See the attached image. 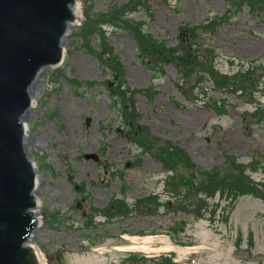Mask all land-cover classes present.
<instances>
[{
	"label": "rangeland",
	"instance_id": "1",
	"mask_svg": "<svg viewBox=\"0 0 264 264\" xmlns=\"http://www.w3.org/2000/svg\"><path fill=\"white\" fill-rule=\"evenodd\" d=\"M129 1L80 0L81 17ZM227 8L224 0H146V9L128 16L144 32L175 46L181 28L207 23ZM260 13L252 16L245 6L201 42L215 54L220 71L264 65ZM84 21L68 36L64 64L38 80L35 109L26 115L28 146L44 162L37 186L41 225L33 244L46 264H170L167 258L178 254L182 258L175 264H264V200L218 195L210 201L211 213L199 221L188 210L175 213L168 207V174L137 140V131L147 127L152 137L179 144L208 170L224 165L228 155L242 163L258 159L247 173L264 181L262 119H252L251 131L243 120L258 106L264 111V80L257 105L234 95L227 98V113L218 115L204 105L202 95L195 103L185 100L173 66L148 71L131 33L111 25L100 26L106 37L98 30L77 33ZM118 63L124 68L119 83L105 67ZM205 88L218 100L224 96L214 93L209 82ZM142 89L146 94L138 92ZM86 154L100 161L87 160ZM230 171L228 166L222 170ZM74 181L81 191L74 189ZM113 199L120 201L121 213H101ZM172 246L175 251L166 252Z\"/></svg>",
	"mask_w": 264,
	"mask_h": 264
},
{
	"label": "water",
	"instance_id": "2",
	"mask_svg": "<svg viewBox=\"0 0 264 264\" xmlns=\"http://www.w3.org/2000/svg\"><path fill=\"white\" fill-rule=\"evenodd\" d=\"M73 3L0 0V264H40L29 246L38 222L31 212L35 171L25 150L23 117L38 73L62 60L65 37L74 21ZM74 13L79 21L76 7ZM38 79L39 75L34 85ZM31 97L33 112V88ZM27 139L28 133L26 143ZM27 147L33 155L32 146ZM35 195L39 203L37 189Z\"/></svg>",
	"mask_w": 264,
	"mask_h": 264
},
{
	"label": "trees",
	"instance_id": "3",
	"mask_svg": "<svg viewBox=\"0 0 264 264\" xmlns=\"http://www.w3.org/2000/svg\"><path fill=\"white\" fill-rule=\"evenodd\" d=\"M249 3H251V0H247ZM255 3L258 4H262L264 5V0H252ZM253 8V7H252ZM225 18H223L222 20H224ZM122 22H124L126 25H128V29L134 34V37L136 38V41L138 42L139 47L142 48L143 51H148L151 50L153 53L159 55V57L162 59V61H171L174 62V64L178 67L179 71L181 73L186 72L188 70V67L186 65V60L183 58L182 56V51L180 49H167L164 45L159 44L158 42L154 43L152 42V40H150V36H147L145 34L142 33V31L138 28H136L133 24H130L131 22L129 20H122ZM153 49L155 51H153ZM212 71H214V69L212 68ZM243 79L241 80H237V78H233V79H228L226 80L227 82L231 81L233 82L232 84L229 85L230 88H235L238 87L241 83H245V84H249L252 83L253 79H248L246 75H242ZM185 78V77H184ZM240 82V83H238ZM217 83V82H216ZM173 156V155H172ZM214 174L213 172H208V173H204L203 177L206 180L205 185H210L214 182H216L217 180L214 179ZM226 184L228 185V187L230 189H233V180L228 179L226 182H220L219 185L221 184ZM191 185L194 184L193 181L191 180ZM239 187L242 188L245 191H251L250 188L253 187L252 183H250V181L245 180V179H240L239 183H238ZM191 188H193V186H191Z\"/></svg>",
	"mask_w": 264,
	"mask_h": 264
},
{
	"label": "bare ground",
	"instance_id": "4",
	"mask_svg": "<svg viewBox=\"0 0 264 264\" xmlns=\"http://www.w3.org/2000/svg\"><path fill=\"white\" fill-rule=\"evenodd\" d=\"M75 7H76V9H77V12H78V14H79V17H81L80 12H79V10H78V5H76ZM78 22H79V21H76V24H77ZM43 73H44L43 71L40 72V74H39V79H40V77H42ZM39 79H38V80H39ZM32 88H33V90H34V92H35V94H36V96H37V93H38V91H37L38 84H37V85H34ZM35 102H36V97H35ZM28 143H29V136H28L27 143H26L27 146H28ZM130 248L133 249L134 247H130Z\"/></svg>",
	"mask_w": 264,
	"mask_h": 264
}]
</instances>
